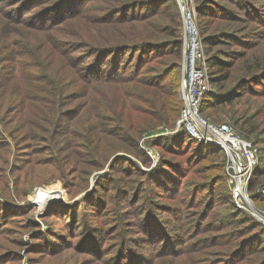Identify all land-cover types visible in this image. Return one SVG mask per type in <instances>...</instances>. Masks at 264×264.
Segmentation results:
<instances>
[{
    "label": "trees",
    "instance_id": "1",
    "mask_svg": "<svg viewBox=\"0 0 264 264\" xmlns=\"http://www.w3.org/2000/svg\"><path fill=\"white\" fill-rule=\"evenodd\" d=\"M0 1V121L15 124L18 132L7 133L11 139L22 138L27 145L21 148L34 154L29 155L33 162L46 153L43 166H57L61 177L82 179L110 162L109 174L118 175L108 174V185L97 184L108 197L92 199L106 208L122 193L125 198L115 203L111 220L89 229L110 235L114 230H107L117 224L119 264H133L132 259L136 264H209L201 253L218 254L219 264H264V225L234 204L220 147L198 142L182 126L146 138L142 143L159 157L154 167L140 165L148 167L152 161L140 146L143 136L159 126L173 127L182 105V18L176 0H37L44 6L31 15L26 12L37 10L35 5L9 12L5 6L20 0ZM256 1L194 0V5L213 86L203 95L200 112L215 123L227 116L254 136L258 162L248 193L264 205V102L255 99L264 96V82L257 81L264 78V13ZM239 12L258 24L254 35L237 31ZM84 52L87 61L82 60ZM72 100H78L77 107L69 110ZM67 116L75 118V129L87 121L85 139L68 144L70 136L55 139L66 132L81 134L61 129ZM0 146L9 148L10 143ZM167 150H185L191 167L205 172L204 180L189 177L190 169L172 163ZM160 210L168 215L161 217ZM129 221L139 226L135 232L141 234L140 242L125 235L131 232ZM201 241L218 253L196 247Z\"/></svg>",
    "mask_w": 264,
    "mask_h": 264
},
{
    "label": "rangeland",
    "instance_id": "2",
    "mask_svg": "<svg viewBox=\"0 0 264 264\" xmlns=\"http://www.w3.org/2000/svg\"><path fill=\"white\" fill-rule=\"evenodd\" d=\"M256 2L257 9L264 13V0H257ZM0 3L3 2L0 1ZM27 3H29L28 5H35L37 9L35 11L29 10V12H26L30 15L36 11H40L44 6V4L37 0H20L19 4L6 5L5 10L11 12V10L15 8V11L18 9L25 11L26 9L23 7L26 6ZM236 9L238 10L237 7ZM14 13L15 12H13L12 15ZM239 13L242 15L240 20L236 22V25L241 28L237 31L251 30L254 35L256 30L254 28L257 27L258 24L253 22L250 17H247L241 12ZM197 21L198 25L200 24L199 26L201 27L198 16ZM246 37L249 39L252 38L247 35ZM233 47L235 48L231 46L232 49H239L238 46ZM82 55V60L87 61V53ZM257 81L264 82V78L260 77ZM212 87L211 85L210 89ZM257 87H259V84ZM255 99L257 104L264 102V96ZM77 103L78 100H72L66 107H69V110L75 109ZM260 110L264 112V108ZM204 112L205 110H203L202 113ZM11 115L12 114H9L4 118L5 123L11 119L9 117ZM67 117L68 118L60 122L61 129H70L75 133L78 130V133L81 134H78L79 136H74L76 137L74 138L72 133L66 132L65 134H58L55 139L59 140L66 136H70L67 144L71 142V139H73V141L85 139L84 135L87 133V121H83L82 126L75 129L77 128V126H75V118H73V116ZM222 117L223 119L221 121L227 120L232 122L227 116ZM3 125L4 123L2 124L0 121V145L8 141L10 146L9 148L0 146V222L8 221L1 226L2 228L0 227V252L3 253V256L0 258V264H119L120 261L117 259L121 248L118 246L115 247V243L119 241L120 233L118 230L119 228L115 229L117 224H112L107 230L108 233L114 230V233L110 235L98 234V228L94 230L89 229L90 227H99L102 223L111 220L112 218H110L111 216L109 215L114 213L115 203L125 198V194L122 193L118 198L116 197L108 201L106 208L102 207L96 199H92L94 196H99L100 199H102L103 195L104 198L108 197L107 190L104 191V189L97 188V184L101 183L102 185H108L112 180V178L109 177L111 175H118L115 171L109 174L110 162L108 161L102 168L94 170L89 175L83 176L82 179H78L76 176L61 177L57 166H43L47 164L46 153L42 154L44 157L43 159L33 162L32 156L34 154L26 153L25 150H23L25 148H21L27 145L21 143L22 138L17 137L14 141L11 139L7 133L11 131L12 135H15L18 132L13 129L14 126L18 128L15 124L9 123L6 126L4 125L5 132H3ZM171 128L159 126L146 133L141 139V143H145V139L148 137H156L170 133L171 131L169 130ZM41 134L46 143L45 132L41 130ZM249 137L255 139L254 136L250 135ZM143 143L141 145H144ZM144 147L149 148L145 145ZM4 149H7L8 152H6V157L1 159L4 154ZM164 152L165 151L162 152V155ZM169 152L171 154L165 153V155H169L172 158V163L178 164L181 167H187L186 170L190 169L191 172L188 174L189 177H192V179L197 182L204 180L202 175H205V172L197 170V166L191 167L189 161L186 160L185 150ZM130 157L134 159L133 155ZM158 157L159 154L156 151L153 153V156H151L152 161L148 167L141 163L140 165L144 169L154 167ZM27 159H31L28 164H26ZM117 170L118 173H120V177L124 179L126 177L125 174H122L119 168H117ZM108 174L109 177L107 179ZM100 178L102 180H100ZM7 182H9V184ZM13 182H16L15 186H13ZM110 193L115 196L117 195L115 190H112ZM159 201L162 204L173 205L172 200L159 198ZM251 202L256 208L264 210L263 204L257 203L256 201L254 202L253 200H251ZM127 205V203L123 202V206L126 207ZM247 213L249 212L247 211ZM165 215H168V212L160 210V216L164 217ZM252 217L264 225V220L258 217ZM132 218V216H128V219ZM159 221L161 222L162 220ZM134 223L135 221H129L127 223L130 224L128 226H130L129 230L131 232H126L125 235L135 237L132 242L137 243L143 238L140 236V233L135 232L140 228L139 226H133ZM108 225L109 224H105V227ZM150 245L151 244L148 243L147 247L149 248ZM199 245L204 246L203 248L205 249H209L210 247V244L204 241H201L196 247ZM207 251L218 253L216 248ZM4 253L12 255L4 256ZM262 253H264V251ZM142 257L143 254L137 258L142 259ZM201 257L208 259L209 264H219L217 260L221 259L218 254L201 253ZM126 260H128V257H126ZM134 260L135 259L131 260L133 264L138 263H134Z\"/></svg>",
    "mask_w": 264,
    "mask_h": 264
},
{
    "label": "built area",
    "instance_id": "3",
    "mask_svg": "<svg viewBox=\"0 0 264 264\" xmlns=\"http://www.w3.org/2000/svg\"><path fill=\"white\" fill-rule=\"evenodd\" d=\"M182 18L181 67L178 94L182 100L179 115L173 128L185 129L205 145L221 148L225 156L227 185L234 204L252 216L264 220V210L256 208L248 193V185L258 162V147L253 138L246 135L231 122H213L200 112L203 95L210 90L208 63L204 42L200 36L197 12L193 0H176ZM141 148L151 156L154 149ZM264 191V186L261 189Z\"/></svg>",
    "mask_w": 264,
    "mask_h": 264
}]
</instances>
